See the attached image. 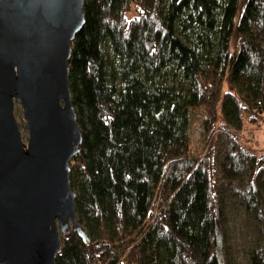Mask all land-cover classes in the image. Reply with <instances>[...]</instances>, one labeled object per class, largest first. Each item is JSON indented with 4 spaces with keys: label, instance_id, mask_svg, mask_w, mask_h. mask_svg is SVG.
<instances>
[{
    "label": "trees",
    "instance_id": "16d2710c",
    "mask_svg": "<svg viewBox=\"0 0 264 264\" xmlns=\"http://www.w3.org/2000/svg\"><path fill=\"white\" fill-rule=\"evenodd\" d=\"M84 16L70 180L91 243L70 232L56 264H228L227 201L256 228L249 264H264V148L242 134L264 129V0H85ZM229 70L237 92L222 95ZM197 119L226 152L195 151Z\"/></svg>",
    "mask_w": 264,
    "mask_h": 264
},
{
    "label": "water",
    "instance_id": "95a60500",
    "mask_svg": "<svg viewBox=\"0 0 264 264\" xmlns=\"http://www.w3.org/2000/svg\"><path fill=\"white\" fill-rule=\"evenodd\" d=\"M84 4L0 0V264H56L70 232L91 243L70 180L83 135L69 61Z\"/></svg>",
    "mask_w": 264,
    "mask_h": 264
},
{
    "label": "rangeland",
    "instance_id": "374dc122",
    "mask_svg": "<svg viewBox=\"0 0 264 264\" xmlns=\"http://www.w3.org/2000/svg\"><path fill=\"white\" fill-rule=\"evenodd\" d=\"M135 16H137L135 8L127 13L128 18H133ZM239 49V41L237 37L234 36L231 42V54L233 58L237 57ZM236 92L237 90L232 81L231 71L229 70L224 82L222 95H225V93ZM15 113L19 122L21 123V126L23 127L24 122L22 119V109L19 104L16 105ZM199 122L200 121L198 119L192 122L193 128L191 132V142L195 151L202 154V156H205L214 147L213 145L216 144L217 152H219L220 154L226 152V145L228 144V142L226 141L224 136L220 137L222 135L221 131L214 132L210 137L205 139L202 132H200V130L197 128ZM252 127H254V125H249L247 123L244 124V128ZM22 131L24 133L23 140L25 143H27L28 134L23 128ZM242 134L245 136H243V139L247 140L258 149L264 148V129L255 130V137H253L252 134H247L246 131H243ZM224 231V255L226 257V260L228 261V264H249L248 253L255 241L256 228L247 218L245 212L232 201H227L225 205Z\"/></svg>",
    "mask_w": 264,
    "mask_h": 264
}]
</instances>
